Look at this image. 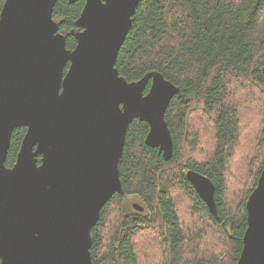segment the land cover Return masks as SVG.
Instances as JSON below:
<instances>
[{
	"label": "trees",
	"instance_id": "1",
	"mask_svg": "<svg viewBox=\"0 0 264 264\" xmlns=\"http://www.w3.org/2000/svg\"><path fill=\"white\" fill-rule=\"evenodd\" d=\"M83 6L68 0L54 6L67 49L75 44L70 32ZM263 67L264 0L139 2L115 68L127 82L158 72L179 88L165 112L173 150L164 160L145 144L147 122L130 123L118 164L124 193L101 208L91 230L93 264L238 262L246 202L264 167ZM25 132L13 131L7 167ZM187 171L214 184L219 220Z\"/></svg>",
	"mask_w": 264,
	"mask_h": 264
},
{
	"label": "water",
	"instance_id": "2",
	"mask_svg": "<svg viewBox=\"0 0 264 264\" xmlns=\"http://www.w3.org/2000/svg\"><path fill=\"white\" fill-rule=\"evenodd\" d=\"M79 1L73 51L53 19L57 0H5L0 12V264H93L91 230L124 193L118 164L134 119L149 126L146 146L172 155L165 112L179 88L158 72L127 82L115 68L141 0L68 3ZM17 128L26 132L7 167ZM186 177L219 220L211 180ZM246 224L236 264H264V167Z\"/></svg>",
	"mask_w": 264,
	"mask_h": 264
},
{
	"label": "flooded vegetation",
	"instance_id": "3",
	"mask_svg": "<svg viewBox=\"0 0 264 264\" xmlns=\"http://www.w3.org/2000/svg\"><path fill=\"white\" fill-rule=\"evenodd\" d=\"M73 37V36H72ZM74 38V37H73ZM75 39V38H74ZM65 44H66V39H65ZM75 46H76V40H75V44L72 46V48H70V49H68V50H70V51H73V49L75 48ZM67 48V47H66ZM69 65H70V63H68L66 66H65V69H64V71H65V73L67 72V70H68V68H69Z\"/></svg>",
	"mask_w": 264,
	"mask_h": 264
},
{
	"label": "rangeland",
	"instance_id": "4",
	"mask_svg": "<svg viewBox=\"0 0 264 264\" xmlns=\"http://www.w3.org/2000/svg\"><path fill=\"white\" fill-rule=\"evenodd\" d=\"M64 34V33H63ZM65 35V34H64ZM125 200H126V202L127 203H130L131 205H133L134 203H138V204H140L139 202H137V201H135V200H130V198H125Z\"/></svg>",
	"mask_w": 264,
	"mask_h": 264
},
{
	"label": "bare ground",
	"instance_id": "5",
	"mask_svg": "<svg viewBox=\"0 0 264 264\" xmlns=\"http://www.w3.org/2000/svg\"><path fill=\"white\" fill-rule=\"evenodd\" d=\"M134 16V15H133Z\"/></svg>",
	"mask_w": 264,
	"mask_h": 264
}]
</instances>
